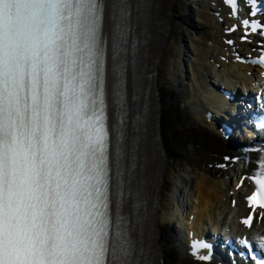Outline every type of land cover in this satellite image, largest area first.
<instances>
[{"label":"snow or ice","instance_id":"snow-or-ice-1","mask_svg":"<svg viewBox=\"0 0 264 264\" xmlns=\"http://www.w3.org/2000/svg\"><path fill=\"white\" fill-rule=\"evenodd\" d=\"M224 2L245 30L242 41L264 37V21L241 18L238 0ZM244 4L250 17L264 16V0ZM104 6L0 0V264H127L130 249L112 215ZM116 7L127 15L126 0ZM113 49L115 59V36ZM260 49L250 62L264 66V41ZM256 126L264 130V119ZM254 150L259 172L241 221L250 229L264 220V146ZM241 243L253 264H264L248 238ZM211 247L193 240L192 255L210 261Z\"/></svg>","mask_w":264,"mask_h":264},{"label":"bare ground","instance_id":"bare-ground-1","mask_svg":"<svg viewBox=\"0 0 264 264\" xmlns=\"http://www.w3.org/2000/svg\"><path fill=\"white\" fill-rule=\"evenodd\" d=\"M158 3L155 9L163 14L167 35L156 50L152 86L158 107L154 121L156 146L164 154L151 171L146 143L135 151L136 169L129 184L132 195L128 204V233L134 229L133 246L137 250L130 264H143L145 259H155L158 264H202L182 254L171 237L169 221L176 209L177 190L189 187L197 224L203 218L210 219L212 214L230 216L236 211L242 214L244 202L237 182L244 178L241 174H247L254 166L248 165L230 178L229 168L217 167L222 162L221 142L195 111L193 97L184 84L188 80V88H195L183 68L191 58L197 69L209 58L226 68L223 63L226 61L222 59L230 57L228 27L210 15L206 0H160ZM223 4L222 11L228 13ZM146 27L150 32L151 26ZM232 200L236 201L235 205L231 204ZM237 218L242 220L241 215ZM147 244L150 254L146 252Z\"/></svg>","mask_w":264,"mask_h":264}]
</instances>
